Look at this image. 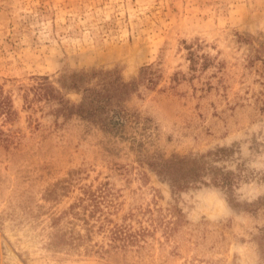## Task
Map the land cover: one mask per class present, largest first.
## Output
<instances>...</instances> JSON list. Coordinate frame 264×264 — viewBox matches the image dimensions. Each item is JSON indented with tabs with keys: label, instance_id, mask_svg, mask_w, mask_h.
Returning a JSON list of instances; mask_svg holds the SVG:
<instances>
[{
	"label": "rangeland",
	"instance_id": "374dc122",
	"mask_svg": "<svg viewBox=\"0 0 264 264\" xmlns=\"http://www.w3.org/2000/svg\"><path fill=\"white\" fill-rule=\"evenodd\" d=\"M0 98V264H264V0H0Z\"/></svg>",
	"mask_w": 264,
	"mask_h": 264
},
{
	"label": "trees",
	"instance_id": "16d2710c",
	"mask_svg": "<svg viewBox=\"0 0 264 264\" xmlns=\"http://www.w3.org/2000/svg\"><path fill=\"white\" fill-rule=\"evenodd\" d=\"M88 72H74L70 75V80H61L60 84L66 88H76L81 90V101L77 105H71L67 112L75 111L77 114L84 118H88L94 123H100L103 128L112 129L115 132L121 133V129L125 125L127 114L122 102L124 96L133 88L134 81L124 82L117 78L110 79L102 75L94 85L85 84L87 79L90 78ZM47 87V86H46ZM45 87V88H46ZM49 88V87H47ZM52 93V88L48 90ZM9 109V105L0 98V110ZM67 109V108H66ZM219 148L215 153L222 151ZM202 156V155H201ZM162 168L158 172L166 171L167 174L175 172L177 175L186 177V170L192 168L201 169L202 165H196V159L189 156H173L161 162ZM197 172L188 176V178H196ZM229 172L225 173L223 178H219L222 185H230L232 183L229 178ZM195 175V176H194Z\"/></svg>",
	"mask_w": 264,
	"mask_h": 264
}]
</instances>
